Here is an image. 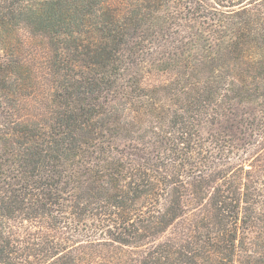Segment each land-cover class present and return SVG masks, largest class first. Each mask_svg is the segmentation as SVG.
<instances>
[{"label": "trees", "instance_id": "trees-1", "mask_svg": "<svg viewBox=\"0 0 264 264\" xmlns=\"http://www.w3.org/2000/svg\"><path fill=\"white\" fill-rule=\"evenodd\" d=\"M0 264H264V0H0Z\"/></svg>", "mask_w": 264, "mask_h": 264}]
</instances>
